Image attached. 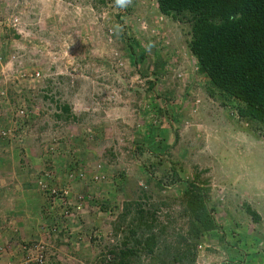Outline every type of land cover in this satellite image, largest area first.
<instances>
[{"label":"rangeland","instance_id":"rangeland-1","mask_svg":"<svg viewBox=\"0 0 264 264\" xmlns=\"http://www.w3.org/2000/svg\"><path fill=\"white\" fill-rule=\"evenodd\" d=\"M192 22L157 0H0V212L24 193L35 213L44 173L70 191L50 264H106L139 219L157 245L130 264H264V125L198 70ZM189 183L220 229L189 232Z\"/></svg>","mask_w":264,"mask_h":264},{"label":"trees","instance_id":"trees-1","mask_svg":"<svg viewBox=\"0 0 264 264\" xmlns=\"http://www.w3.org/2000/svg\"><path fill=\"white\" fill-rule=\"evenodd\" d=\"M163 14L187 11L193 14L188 47L198 70L227 95L244 103L239 110L264 125V0H157ZM191 185V183H189ZM199 188V187H198ZM191 185L184 190L190 212L189 232L220 229L206 204L205 195ZM245 211L252 221L260 215L250 206ZM142 231L150 226L138 220ZM129 228L131 246L123 242L110 252L116 256L106 264H130L129 258L141 252L152 254L157 245L155 233ZM194 262V260H192Z\"/></svg>","mask_w":264,"mask_h":264},{"label":"built area","instance_id":"built-area-1","mask_svg":"<svg viewBox=\"0 0 264 264\" xmlns=\"http://www.w3.org/2000/svg\"><path fill=\"white\" fill-rule=\"evenodd\" d=\"M25 117H28V108L23 104L19 106L14 114V125L17 127L19 120ZM10 137L11 127L0 125V140L7 141ZM46 176L47 173L41 174L37 183L45 198L42 208L43 218L45 219L44 227H42L43 237L40 240L20 244L23 264H50L48 258L50 245L45 239L56 237L60 230H66L68 224L65 220L68 219L69 221L73 216V213L69 210L71 205L70 191L65 187L49 184ZM84 198L85 195L81 193L75 196L77 209L82 206ZM73 205H75L74 202Z\"/></svg>","mask_w":264,"mask_h":264},{"label":"crops","instance_id":"crops-1","mask_svg":"<svg viewBox=\"0 0 264 264\" xmlns=\"http://www.w3.org/2000/svg\"><path fill=\"white\" fill-rule=\"evenodd\" d=\"M6 143L0 142V160H6L8 153H13L16 150ZM22 194V196H14L15 198L13 200L18 202L16 206H10V208L0 212V218L9 217L7 219L8 221L0 220V249L4 251L0 254V264H23L20 244L40 240L43 237V231L40 225H43L45 221L42 214V208L45 203L44 195L42 193L38 197H33V195L27 197L31 200L32 204L34 202L37 204L36 212L30 215L28 206L25 208L24 202L22 201L25 200L23 197L25 194ZM29 217L34 219L30 220ZM2 222L4 223L2 224ZM62 251L59 250L60 253L58 252L57 256L58 261L64 263V261H68V258L64 257V253V256L60 255Z\"/></svg>","mask_w":264,"mask_h":264},{"label":"clouds","instance_id":"clouds-1","mask_svg":"<svg viewBox=\"0 0 264 264\" xmlns=\"http://www.w3.org/2000/svg\"><path fill=\"white\" fill-rule=\"evenodd\" d=\"M125 2V0H120V3H124Z\"/></svg>","mask_w":264,"mask_h":264}]
</instances>
